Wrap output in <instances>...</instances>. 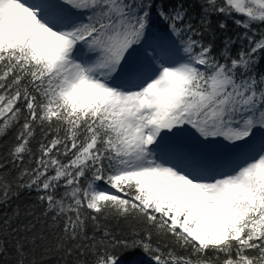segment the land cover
<instances>
[{"label":"snow or ice","instance_id":"1","mask_svg":"<svg viewBox=\"0 0 264 264\" xmlns=\"http://www.w3.org/2000/svg\"><path fill=\"white\" fill-rule=\"evenodd\" d=\"M262 63L264 0H0V204L45 206L5 214L0 256L264 264Z\"/></svg>","mask_w":264,"mask_h":264},{"label":"trees","instance_id":"2","mask_svg":"<svg viewBox=\"0 0 264 264\" xmlns=\"http://www.w3.org/2000/svg\"><path fill=\"white\" fill-rule=\"evenodd\" d=\"M173 2H175V0H173ZM193 2L194 0H188V3H193ZM197 11H198V7H197ZM193 14L195 15L196 13L194 12ZM221 21H224L227 24L226 31H222L218 29V24ZM212 26L216 30L217 39L215 41V46L217 50H219L222 47V39L225 34L229 36H233L236 34L237 31H239V29L237 28V26L235 25L232 19H225L223 16H213ZM160 28L161 25L158 24L153 29H156L158 31L160 30ZM261 67L264 68V63L261 64ZM15 132L16 129L13 128L8 132L7 135L0 136V160H3L7 157L9 148L14 142ZM39 139L40 136L38 133L36 139L33 140L31 145L34 152H37L39 148V143H38ZM9 167H11V165H9ZM15 175H16V171L14 170L12 171V176ZM38 195H39L38 192L35 190L32 191L23 190L20 192L19 196L11 199L6 205L0 204V223H2V220L4 218H6L5 214H7V216H11L14 210H16L17 208L20 210L21 215L16 221L13 222V227H16L17 224L27 223L29 220L34 219L33 216L24 215V213L27 211H32L36 216H39L40 219L44 221L45 218L43 217L42 213L44 211L45 206L41 204V202L38 200ZM112 225L117 230H122L124 232L128 230V224L123 221L119 222V224H117V222L115 221H112ZM40 227L41 225L38 223L37 229H39ZM137 227H141V226L137 225ZM0 239L9 240L10 238L6 236H0ZM153 240L154 241L156 240L155 236L153 237ZM165 251H167V249H165ZM177 252L181 255L185 254L184 251L181 249H177ZM57 259H58L57 257H51L49 259H46L45 264H57ZM71 259L72 258H69L70 261ZM89 259H91V257H89ZM136 260H137V264H151L149 258L141 252L136 253ZM14 261H15L14 250L11 247V244H9L8 255L0 256V264H14Z\"/></svg>","mask_w":264,"mask_h":264},{"label":"rangeland","instance_id":"3","mask_svg":"<svg viewBox=\"0 0 264 264\" xmlns=\"http://www.w3.org/2000/svg\"><path fill=\"white\" fill-rule=\"evenodd\" d=\"M153 31H157V30L153 29ZM182 139L189 142L190 144H196L197 143V141L194 139L193 135H191L190 133L183 134ZM224 144H225V142L218 139L215 143L209 145V148L213 151H216V152H225V151H227V149L224 147ZM213 147H216V148H213Z\"/></svg>","mask_w":264,"mask_h":264}]
</instances>
